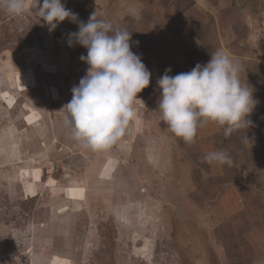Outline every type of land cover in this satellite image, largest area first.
<instances>
[{"label":"rangeland","instance_id":"1","mask_svg":"<svg viewBox=\"0 0 264 264\" xmlns=\"http://www.w3.org/2000/svg\"><path fill=\"white\" fill-rule=\"evenodd\" d=\"M139 1L62 0L80 21L95 12L153 39L133 51L151 72L137 118L101 152L81 147L63 122L88 68L87 49L67 44L78 23L49 32L31 11H0V264H264V0H152L165 9L147 11L156 22L128 16ZM218 50L239 61L257 101L259 126L213 136L230 165L204 162V147L178 140L158 111L165 70L191 71ZM246 136L260 146L249 149ZM77 190L84 201L66 199Z\"/></svg>","mask_w":264,"mask_h":264},{"label":"clouds","instance_id":"2","mask_svg":"<svg viewBox=\"0 0 264 264\" xmlns=\"http://www.w3.org/2000/svg\"><path fill=\"white\" fill-rule=\"evenodd\" d=\"M0 11L13 17L31 11L36 24L46 25L49 32L66 19L78 23V31L69 33L67 44L87 49V55L80 59L88 68L72 87L71 100L61 109L65 112L63 122L71 138L85 149L101 152L116 144L137 118V94L151 79L141 56L132 51L131 31L114 28L95 12L86 23L80 21L62 0H0ZM130 12L137 14L135 8ZM239 72V61L224 50L210 54L206 64L198 63L188 72L173 76L171 68L166 69L157 80L162 90L158 102L161 121L187 144L194 142L199 127L210 122L223 127L226 137L248 128L252 122L246 117L257 101L249 86L241 85ZM202 160L208 164L232 163L226 150L210 151Z\"/></svg>","mask_w":264,"mask_h":264},{"label":"crops","instance_id":"3","mask_svg":"<svg viewBox=\"0 0 264 264\" xmlns=\"http://www.w3.org/2000/svg\"><path fill=\"white\" fill-rule=\"evenodd\" d=\"M193 1H195L194 7H197L196 0H193ZM139 2H140V4H138V5H140L142 8V9L139 8V10H141V11L140 12L137 11V14H135V15L132 13L128 15V16H132V17L136 18L135 20H138V22L141 20H143L144 22H146V21L156 22L158 20L157 19L158 17L155 16L156 19L153 18L154 17L152 15L153 13H151V12L148 13L147 12L148 10H151L153 12L155 11L157 14L158 13H165L164 7H160L161 5H155L154 2H152V0H146V2H144V1H139ZM148 2L151 5H149ZM146 3H147V5H146ZM153 5H155V6H153ZM149 7H151V8H149ZM146 8H148V9H146ZM144 17H146V19H149L148 17H152L153 19L146 20V19H144ZM130 43L132 44V51H134L133 43L132 42H130ZM172 54H174V53H172ZM175 57L177 58V55ZM164 59H166V58H164ZM253 111L257 112L256 110H253ZM246 119H248L252 122V124L249 126L251 129L255 125L259 126V121L257 120L256 117L254 118L253 114H250L248 117H246ZM202 128L199 129L200 131L198 130V132H201L200 135L198 134V137L200 136L199 138H204V140H206V141L203 140V144H202V147H204V154H207L210 151H216L218 148H220V146H218V144H216V141L219 139L218 138L215 139L213 136L215 133H217L218 130H220V126L215 124V123L210 122ZM244 128H246V127H244ZM199 138H198V140H199ZM199 141H201V140H199ZM259 141H260V138L257 136L252 137V138L250 137L249 143H248V144H250V147L248 146V148L254 149V150L257 149L260 146Z\"/></svg>","mask_w":264,"mask_h":264},{"label":"trees","instance_id":"4","mask_svg":"<svg viewBox=\"0 0 264 264\" xmlns=\"http://www.w3.org/2000/svg\"><path fill=\"white\" fill-rule=\"evenodd\" d=\"M145 13V12H144ZM136 31V30H135ZM135 31H132L131 30V33H133V34H131V38L133 37V39H135V40H138V42L140 43L139 45H142V47L141 48H143V43L144 42H146V43H148V41L149 42H153V39L151 38V37H149L148 35H146L145 33H143V32H141L140 33V35H138ZM135 40H133L132 41V43H133V46H134V51H138V52H141V50H140V48H139V46H137V44H136V42H135ZM136 44V45H135ZM234 132H236V131H234ZM178 140L179 139H181V138H177ZM196 139L197 138H195L194 139V142L193 143H191V144H187V143H185V144H187V146L190 148L191 146H194V145H196L197 146V149L199 148V153H201V148H202V144H203V142H201V141H199L198 139H197V141H196ZM186 148V147H185ZM187 149V148H186ZM188 152H189V150H187ZM185 152L184 151V153H188V152ZM193 155V154H192Z\"/></svg>","mask_w":264,"mask_h":264},{"label":"bare ground","instance_id":"5","mask_svg":"<svg viewBox=\"0 0 264 264\" xmlns=\"http://www.w3.org/2000/svg\"><path fill=\"white\" fill-rule=\"evenodd\" d=\"M27 64V63H26ZM36 66V65H35ZM27 68V67H26ZM48 69V68H47ZM4 70V69H3ZM31 70V69H30ZM50 71V70H49ZM31 72V71H30ZM29 72V73H30ZM8 73V72H7ZM31 75V74H30ZM29 75V76H30ZM28 78V77H27ZM32 80V79H31ZM30 81V80H29ZM27 79H25V78H23L22 79V81H20V83H19V87H21V89H23L26 85H27ZM35 82V81H34ZM17 84V83H16ZM30 85V84H29ZM32 86V85H31ZM31 88V87H30ZM24 90V89H23ZM18 91H20L19 89H18ZM14 106L15 105H12V106H10L11 108H14ZM9 107V108H10ZM28 172V171H27ZM27 172H24V180L25 179H29V178H32L33 176H32V173L31 172H29V173H27ZM34 173V172H33ZM40 178V177H39ZM36 180V179H35ZM38 181V180H37ZM27 182H31V181H27ZM66 192V191H65ZM68 192V191H67ZM76 193H79V190H77V192ZM64 194V193H63ZM82 194V196L80 197V198H77L76 199V196H78V194H72V192L71 193H67V196L65 195V197H67L66 199H69V200H75V201H80V202H82V201H84V199H83V197H84V193H79V196ZM123 206H125L124 204H119V205H117V207H119V209L122 207L123 208ZM81 208V207H80ZM79 208V206H77V209H80ZM79 210H76V212H78ZM75 212V213H76ZM126 221V220H125ZM32 252V251H31ZM63 262H64V260H63Z\"/></svg>","mask_w":264,"mask_h":264}]
</instances>
